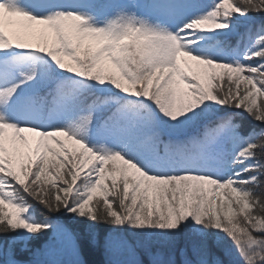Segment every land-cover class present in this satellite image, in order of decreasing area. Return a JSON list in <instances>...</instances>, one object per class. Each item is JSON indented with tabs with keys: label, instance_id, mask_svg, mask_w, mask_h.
<instances>
[{
	"label": "snow or ice",
	"instance_id": "6c2138e0",
	"mask_svg": "<svg viewBox=\"0 0 264 264\" xmlns=\"http://www.w3.org/2000/svg\"><path fill=\"white\" fill-rule=\"evenodd\" d=\"M0 264H264V0H0Z\"/></svg>",
	"mask_w": 264,
	"mask_h": 264
},
{
	"label": "trees",
	"instance_id": "16d2710c",
	"mask_svg": "<svg viewBox=\"0 0 264 264\" xmlns=\"http://www.w3.org/2000/svg\"><path fill=\"white\" fill-rule=\"evenodd\" d=\"M14 27H15V24L10 25L8 27V30L12 31L14 29ZM11 135H12V133H10V132L6 133V137H10ZM24 135H26L28 137L29 143H32L33 146H34V137L31 134H29V133H25Z\"/></svg>",
	"mask_w": 264,
	"mask_h": 264
}]
</instances>
